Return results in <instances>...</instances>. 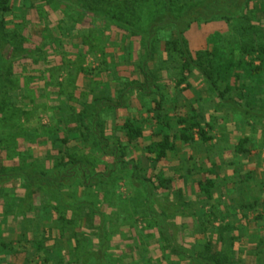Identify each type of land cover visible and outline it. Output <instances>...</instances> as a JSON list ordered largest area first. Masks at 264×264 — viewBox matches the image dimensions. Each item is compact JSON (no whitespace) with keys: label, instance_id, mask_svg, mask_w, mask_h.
I'll list each match as a JSON object with an SVG mask.
<instances>
[{"label":"rangeland","instance_id":"1","mask_svg":"<svg viewBox=\"0 0 264 264\" xmlns=\"http://www.w3.org/2000/svg\"><path fill=\"white\" fill-rule=\"evenodd\" d=\"M203 1L176 0L175 14L191 6L201 7ZM109 8L145 30L153 5L148 0H112ZM74 19H80L81 24ZM220 26L223 24H193L186 33L193 55L210 46V36ZM10 28L22 34L28 48L40 49L44 58H38L37 53V62L20 63L12 73L14 89L8 106L0 112V167H5L7 173L20 163H53V143L66 134H76L75 114L96 93L104 90L110 95L117 78L123 82L124 77L133 74V66L136 69L140 65L135 60L144 42L140 36L104 24L98 16L86 15L79 5L56 11L39 0H14ZM165 35H158L161 45L157 48L156 44L154 59L146 67L160 77L158 85L164 95L172 99L176 94L177 114L194 112L203 124L209 125L213 140L203 143L196 137L191 146L178 142L176 150L156 164L137 155L130 146L129 160L138 163L142 159L137 177L143 180L132 186L127 183L130 175L124 172V166L118 167L114 161L103 163L97 149L82 138L72 143L73 153L95 165L107 181L98 190L72 188L67 194L79 205L95 204L96 210L105 213L111 240L110 264H174L170 257L174 245L158 234L153 218L146 213L148 205L152 214L164 213L169 233L194 256L206 257L209 243L221 247L236 264H264V244L258 250L264 243V120L234 112L208 90L196 72L177 88L179 59L176 63L166 60ZM156 39L148 38L146 43L154 45ZM10 49L5 51L7 56ZM259 95L261 99L258 97V102L247 108L264 112V91ZM140 104L134 101L133 112L146 121L150 138L156 124L153 114L140 113ZM167 112L175 113L172 109ZM110 124L108 120V130ZM242 141L247 142L245 152L239 153ZM146 179L156 183L158 188L153 193ZM206 185L211 186L210 200H205L202 192ZM26 193L19 182H10L4 202L0 201V230L4 242L11 246V250L0 246V264H25L30 260L32 264L85 263L87 254L98 249L97 218L88 208L87 214L58 209L43 193L28 197L27 214L17 217L16 205ZM222 227L229 230L222 232ZM37 244L43 245L41 251L36 250Z\"/></svg>","mask_w":264,"mask_h":264},{"label":"trees","instance_id":"2","mask_svg":"<svg viewBox=\"0 0 264 264\" xmlns=\"http://www.w3.org/2000/svg\"><path fill=\"white\" fill-rule=\"evenodd\" d=\"M39 1L55 7L56 11L61 10L63 6L79 5L86 15L98 16L104 24L115 26L132 36H140L144 41L140 43L141 54L136 60L132 54L133 60L140 62L136 69L133 66V74L124 77L126 80L123 82L121 78H117L110 95L104 90L96 93L92 101L85 103L75 114L76 134L72 137L66 134L53 143L50 156L56 158H53V163L49 161L42 164L30 163L31 165L27 166L20 163L18 168L8 173L5 167H0L1 202L5 200L3 198L5 188L10 182H19L27 190L25 198H20L16 205L17 217H24L27 214L25 206L27 198L41 193L51 199L58 209L63 208L70 214H87L88 208L98 221L96 228L98 249L89 252L83 264H110L111 240L107 236L105 213L96 210L95 204L79 205L76 198L67 194L72 188L83 192L98 190L105 184L107 178L104 173L97 171L95 165L92 166L91 163L78 159L72 151L74 148L72 143L85 138L91 143L92 148L97 149L98 155L104 160L103 163L111 164L114 161L118 167L124 166V172H129L130 175L127 183L131 182L134 186L139 185L143 180L137 177L142 159L138 163L129 160L130 146L136 149L137 155H142L143 159H149L156 164L165 161L169 154L176 150L178 142L191 146L196 143V137L203 143L213 140L207 129L209 125L203 124L194 112H191V115L190 112L177 114L179 107H175L178 103L174 98L176 94H169L170 97L174 96L172 99L164 95L158 85L160 77L146 67L148 62L154 59L156 44L157 48L161 45L158 39L160 33L166 34L163 46L164 53L168 55L166 60L170 59V62L176 63L179 59L177 65L179 72L175 79L177 88L187 83L189 77L196 72L202 77L208 90L217 95L223 103L229 104L234 112L244 117L264 120V112L247 108L250 104L255 105L261 96L259 93L264 91V24L262 22L264 0L259 3L256 0H246L243 7L242 0H204L201 7L191 6L179 15L174 11L176 0H148L152 3L153 10L150 11V20L148 19V27L145 30L136 28L121 14L112 13L109 8L112 6V0ZM13 9L14 0H0V112L8 106L14 89L15 80L12 78L14 68L28 60L37 62V53L40 54L38 58H44L40 49L28 48L22 34L10 28ZM60 12L64 15L62 11ZM74 21L78 25L81 24L80 19ZM195 23H222L223 27H217L210 36V46L207 49L193 55L186 33ZM155 37L157 39L154 45L150 42L146 43L148 38ZM7 47L11 48L9 56L5 53ZM247 57L249 61L246 60ZM136 99L141 103L140 113L153 114L152 119L156 128L151 131L150 138L146 121L141 116L134 115L133 105ZM168 109H172L175 113L167 112ZM173 116L175 120L172 119ZM108 120L111 122L110 130L106 127ZM147 140L149 143L145 144ZM245 143L247 142L239 143L237 152H245ZM131 162L135 164L132 165ZM121 179L124 180V177ZM145 182L151 193L154 188H158L152 179H146ZM210 187L209 185L202 187L205 200L212 198ZM160 188L163 189V186ZM146 213L153 218L158 234L174 245L170 255L174 264L178 261L182 264L186 262L236 264L221 247L209 243L206 257L194 256L189 249L182 248L178 240L172 237V233H169L170 228L164 213L152 214L149 205ZM227 227L231 228V226ZM227 227L220 228V231L229 230ZM233 241L232 237V246H234ZM262 244L264 243H260L258 250ZM0 246L11 250L10 244L4 242L3 230H0ZM42 246L37 244L36 250L41 251ZM32 263L33 260H30L25 264Z\"/></svg>","mask_w":264,"mask_h":264}]
</instances>
